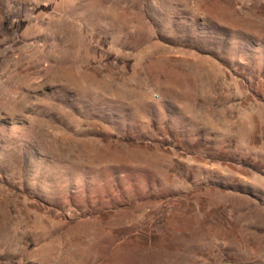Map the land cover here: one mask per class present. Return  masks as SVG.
<instances>
[{
	"label": "rangeland",
	"instance_id": "374dc122",
	"mask_svg": "<svg viewBox=\"0 0 264 264\" xmlns=\"http://www.w3.org/2000/svg\"><path fill=\"white\" fill-rule=\"evenodd\" d=\"M0 264H264V0H0Z\"/></svg>",
	"mask_w": 264,
	"mask_h": 264
}]
</instances>
